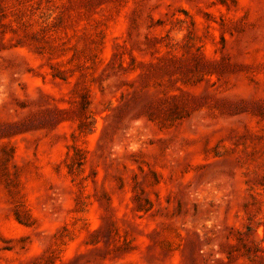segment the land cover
Masks as SVG:
<instances>
[{"label": "rangeland", "instance_id": "obj_1", "mask_svg": "<svg viewBox=\"0 0 264 264\" xmlns=\"http://www.w3.org/2000/svg\"><path fill=\"white\" fill-rule=\"evenodd\" d=\"M0 264H264V0H0Z\"/></svg>", "mask_w": 264, "mask_h": 264}]
</instances>
